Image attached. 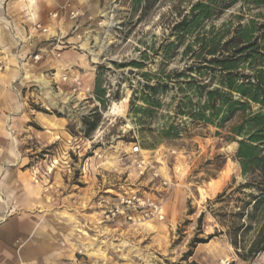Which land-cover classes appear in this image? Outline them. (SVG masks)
Returning a JSON list of instances; mask_svg holds the SVG:
<instances>
[{
    "label": "rangeland",
    "instance_id": "rangeland-1",
    "mask_svg": "<svg viewBox=\"0 0 264 264\" xmlns=\"http://www.w3.org/2000/svg\"><path fill=\"white\" fill-rule=\"evenodd\" d=\"M37 1L48 12L52 0ZM197 1L218 4L216 12L222 8L214 0H99L96 15L82 23L76 34L78 43L62 48L60 57L53 56L52 44L47 50L31 52L23 66L11 65L0 73V171L14 169L28 176L22 181L30 190L33 206H37L43 186L49 188L50 199L55 193L67 195L82 188L91 190L90 200L99 203L102 196L115 200L119 193L132 190L163 195L164 220L126 221L124 226L133 228L126 240L95 239L91 243L104 256L108 248L120 249L125 264H264V253L253 259L248 255L260 228L251 213L257 218L262 213L253 203L247 205L259 191L245 187L251 179L242 175L235 159L238 143L231 139L230 128L241 115L218 128L175 113L183 96L178 82L184 78L177 82L166 76L193 63L191 53L184 56L183 50L194 33L168 61L161 46L175 40L173 26ZM59 2L55 11H60ZM258 15H264V7L240 1L204 21L203 30H218L224 24L234 27ZM65 36L67 41L69 35ZM65 51L72 56L66 57ZM37 53L42 58L35 61ZM133 61L143 62V68L131 65ZM65 73L66 81L61 78ZM144 73L151 75L150 84L165 86L158 93L161 107L151 117L139 119L134 109L144 104L131 105V99L134 90L146 82ZM98 75L108 97L106 103L95 95ZM75 80L81 81L77 91ZM216 86L213 82L211 88ZM94 113L99 125L85 135L82 118ZM170 123L179 126V135L164 138L160 131ZM135 145L148 151L144 152L146 159L160 171V178H154L150 169L142 173L136 166ZM162 178L170 183L168 196ZM26 211L20 208L4 216L8 222ZM34 211L29 212L36 218ZM214 225L213 234L219 240L205 252L211 258L195 261L199 244L194 245L193 240L206 238V230ZM235 240L238 249L232 243ZM22 243L0 241V264H22ZM13 251L16 256L11 255ZM213 252L221 257L213 258ZM25 260L37 264L36 256Z\"/></svg>",
    "mask_w": 264,
    "mask_h": 264
},
{
    "label": "trees",
    "instance_id": "trees-1",
    "mask_svg": "<svg viewBox=\"0 0 264 264\" xmlns=\"http://www.w3.org/2000/svg\"><path fill=\"white\" fill-rule=\"evenodd\" d=\"M240 1L257 8L264 7V0H214L222 4V8L216 12L218 4L214 6L212 2L197 1L192 4L190 12L173 26L171 35L175 40L161 47L168 61L185 38L194 33L192 42L183 50L184 56L191 53L193 63L182 72L175 70L166 76H173L177 82L184 78L178 82L183 96L177 103V116L223 128L238 114L241 115L240 121L230 128L231 139L238 143L235 159L239 162L242 175L251 179L245 187L259 191L247 205L253 203V208H261L262 213L260 218L255 212L251 213V218L257 219L260 225L248 250L250 259H253L264 253V15H258L245 23L238 22L234 27L224 24L218 30L214 27L203 30L204 21L219 16L222 11ZM259 17L262 20L257 19ZM131 65L139 69L144 66L139 61L131 62ZM142 76L146 82L137 91L134 90L131 99V105L137 101L144 104L134 109L139 119L151 117L155 109L161 107L158 93L165 86L150 84L149 73ZM213 82L217 86L211 88ZM95 95L101 103H106L108 97L100 75L96 79ZM253 106L257 109L254 110ZM82 122L85 135H88L97 129L99 118L94 113L83 117ZM160 134L164 138H175L179 135V126L166 124ZM216 235L195 238L193 244L206 243ZM232 243L238 249L237 240Z\"/></svg>",
    "mask_w": 264,
    "mask_h": 264
},
{
    "label": "crops",
    "instance_id": "crops-1",
    "mask_svg": "<svg viewBox=\"0 0 264 264\" xmlns=\"http://www.w3.org/2000/svg\"><path fill=\"white\" fill-rule=\"evenodd\" d=\"M36 1L0 0V73L11 65L23 66L31 52L47 50L52 45L48 42L49 35L35 29L36 23L50 25L52 34L61 31L63 35H69V43H78L76 34L82 30V23L92 19L97 13L95 9L101 7L99 0H71L74 7H81V16L71 20L60 11L59 18L52 19L49 14L57 10L58 0L51 1L48 12L45 4ZM64 54L72 56L68 51ZM25 177L28 176L19 170L0 171V241L23 242L19 254L22 264H30L25 258L31 256L37 257V264H125L120 249L108 248L107 256H104L98 253L100 249H92L91 243L95 239L119 243L126 240L133 231V228L124 226L126 220L111 222L105 219L102 204L90 200L93 198L91 190L82 188L71 190L67 195L55 193L50 199L49 188L43 186L39 189L37 206H33L30 190L22 181ZM20 208L28 212L7 222L4 214L7 216ZM31 209H36V218L30 214ZM214 232L215 225L206 230L207 235ZM217 240L214 237L208 243H200L193 259L200 262L205 257L211 258L212 255L205 252H210L211 245ZM11 255L16 256L14 251ZM218 256L213 252V258Z\"/></svg>",
    "mask_w": 264,
    "mask_h": 264
},
{
    "label": "built area",
    "instance_id": "built-area-1",
    "mask_svg": "<svg viewBox=\"0 0 264 264\" xmlns=\"http://www.w3.org/2000/svg\"><path fill=\"white\" fill-rule=\"evenodd\" d=\"M60 11H64L67 17L71 20H77L81 11L79 8L73 6L71 0H61L59 3ZM60 11H54L50 13L52 19H57L59 17ZM35 29L40 31L43 34L49 35V41L54 44L53 50L51 51L53 56L60 57L61 49L67 47L69 42L66 41L65 35L61 31L58 33L52 34L51 27L43 24L42 22H38L35 24ZM77 30V27L74 28ZM81 37L80 35H77ZM34 60L38 61L42 58V55L37 53L34 55ZM1 69V68H0ZM61 78L66 81L68 80V75L65 73L61 76ZM74 90L77 91L80 89L81 81L75 80ZM143 151L140 145H135L132 148V153L134 155H138L137 158L134 159V163L136 166L142 171H146L150 169L152 176L154 178H160V171L154 166L151 165L150 162L146 159V153ZM162 184L164 186V192L169 195V188H171L170 183L167 179L162 178ZM163 195H156L152 192H140L138 190H132V192H123L114 196L115 200L109 197L102 196L100 203L104 206V217L107 220H116V219H124L126 221H144V220H164L165 212H164V201ZM226 264H230L227 261Z\"/></svg>",
    "mask_w": 264,
    "mask_h": 264
}]
</instances>
